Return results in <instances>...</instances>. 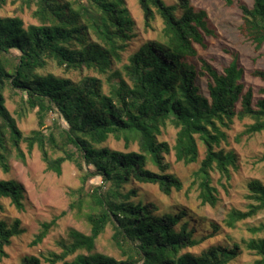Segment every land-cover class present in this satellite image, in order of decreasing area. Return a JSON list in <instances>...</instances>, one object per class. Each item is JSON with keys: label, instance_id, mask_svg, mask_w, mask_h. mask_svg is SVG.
Returning a JSON list of instances; mask_svg holds the SVG:
<instances>
[{"label": "trees", "instance_id": "1", "mask_svg": "<svg viewBox=\"0 0 264 264\" xmlns=\"http://www.w3.org/2000/svg\"><path fill=\"white\" fill-rule=\"evenodd\" d=\"M17 1L36 24L25 25L19 15L0 17V171L9 174L10 159L25 164L22 145L27 154L37 149L46 172L60 176L69 164L80 174V186L69 193V209L81 214L86 205L83 218L89 226V234L68 230L57 241L58 253L42 261L23 256L19 264L234 261L241 253L239 244L229 246L225 238L208 244L220 234L219 224L203 222L186 207L162 210L141 189L152 186L165 197L182 191V182L166 162L172 153L175 163H199L193 173L197 199L201 206L214 208L217 190L211 173L229 180L237 168L235 154L226 149V131L235 120L248 119L251 123L237 141L264 132V97H254L245 87L237 55L230 53L220 70L199 55L206 51L207 39L216 38L207 13L190 0H136L143 30H154L156 19L162 27L157 38L134 46L138 34L125 0ZM222 1L234 5V0ZM6 5L7 0H0V10ZM238 9L239 32L259 52L264 46V0ZM50 64L59 75L47 71ZM251 76L264 83L263 70L255 69ZM6 92L17 99L21 117L36 110V129L28 136L6 108ZM168 126L176 131L173 146L160 140ZM109 139L122 141L128 151L108 148ZM131 145L135 151L129 150ZM200 147L204 156L199 162ZM246 186L252 202L246 211L227 213L222 223L228 229L264 211V183L251 180ZM3 200L23 212L22 184L0 179V213ZM65 215L63 211L41 223L32 244L41 243ZM202 224L209 231L198 234ZM107 228L120 259L95 251ZM250 232L264 233V222ZM23 233L18 219L0 217V260L8 257L13 238ZM243 244L256 256L253 264H264V237Z\"/></svg>", "mask_w": 264, "mask_h": 264}, {"label": "rangeland", "instance_id": "2", "mask_svg": "<svg viewBox=\"0 0 264 264\" xmlns=\"http://www.w3.org/2000/svg\"><path fill=\"white\" fill-rule=\"evenodd\" d=\"M191 4L204 10L209 19V24L215 29L216 38H208V47L206 51H200V57L208 60L217 70L221 65H225L230 60V53L238 57V65L242 69V82L245 87L251 88L254 97H264L260 90L264 88V83L258 78L252 77L251 72L255 69L264 71V46L259 52H255L253 45L250 44L239 32L241 24V12L238 5L251 6V0H234V5L226 6L222 0H190ZM125 5L135 23V31L138 34L137 40L133 43L138 46L143 40L157 38L162 27L161 21L156 19L154 30L145 32L143 30V14L136 0H125ZM17 0H7V5L0 10V17H13L19 15L25 25L36 24L31 17L30 11L20 9ZM127 54H124L123 61ZM117 66L121 65L119 63ZM47 71L59 75L60 71L50 64ZM6 96L5 106L10 115L16 120L17 127L23 136H28L32 130L36 129L35 111H28L21 117L18 107L15 104L17 100L9 92ZM52 115H49L46 124L49 125ZM250 120H235L230 129L226 131L228 146L236 156V170L230 171V179L226 180L220 177L217 171L211 173L212 186L217 190V204L214 208L210 206H201L197 199L196 184L193 183V173L197 170L198 164L184 166L181 163H175L173 154L166 157L169 163L171 173L175 174L182 182L183 189L180 193L174 192L170 197L161 195L157 188L152 186H143L141 189L157 203L162 210H168L176 207H186L190 215L196 216L204 221L214 222L221 226V232L211 239L208 244L216 241L221 243L226 239L228 245L237 243L241 247L240 255L229 264H253L256 256L244 248V242L250 239L264 237V233L252 234L250 229L257 227L264 222V211L256 216L239 222L234 229H228L223 226V219L231 210L246 211L247 205L252 201L248 199L247 183L251 180H259L264 183V162L259 159L264 156V132L255 134L252 137H242L237 141V137L243 132ZM175 129L168 126L160 140L166 141L169 146H173L175 140ZM108 148L118 151H128L122 141L109 139L106 144ZM224 147V146H223ZM25 153V164L10 159L11 170L9 174H3L0 171V179H14L22 184L25 191V210L17 212L9 202L2 201L3 210L0 217L8 222L18 219L24 233L13 238L10 247L6 249L8 257L0 260V264H19L23 256H36L41 261L51 252H59L57 241L64 239L70 229H74L83 234H89V226L83 218L87 212L86 205L83 206L82 213L78 214L76 209H69L72 202L70 192L80 186V174L69 164H64L62 174L56 176L51 172L45 171V166L41 161L39 152L36 148L30 154H27L25 145H22ZM129 150H136L131 145ZM203 147L199 150V162L203 158ZM95 185H100L98 180L90 181ZM88 200V198H86ZM66 211V215L57 221L46 238L37 245L32 244L35 236L39 232L40 225L43 222H49L53 217ZM207 224L198 227V234L208 232ZM112 231L107 228L105 232L98 237L95 244L97 253L120 259L118 251L111 241Z\"/></svg>", "mask_w": 264, "mask_h": 264}]
</instances>
